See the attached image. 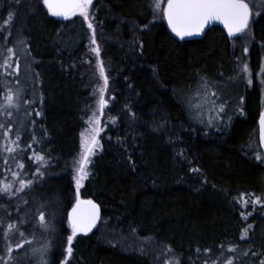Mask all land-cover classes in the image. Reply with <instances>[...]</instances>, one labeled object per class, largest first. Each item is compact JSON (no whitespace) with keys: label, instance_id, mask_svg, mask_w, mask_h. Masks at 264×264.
I'll use <instances>...</instances> for the list:
<instances>
[{"label":"trees","instance_id":"16d2710c","mask_svg":"<svg viewBox=\"0 0 264 264\" xmlns=\"http://www.w3.org/2000/svg\"><path fill=\"white\" fill-rule=\"evenodd\" d=\"M10 12L13 19L5 25ZM90 13L109 62L107 111L115 120L101 136V153L80 188V198L100 207L98 225L89 234L77 233L67 264H152L147 253L108 241L111 229L125 240L147 238L169 247L179 264H257L264 248L254 237L264 230V207L252 214L248 238L241 239L245 223L238 198L264 191V156L255 159L262 154L260 91L255 85L245 89L244 114L227 127L199 124L189 107L202 76L210 83L235 76L239 36L213 26L198 38L177 39L149 0H93ZM251 27L249 55L257 64L264 14ZM91 36L79 14L57 18L42 0H0V55L12 48L25 65L10 81L24 89L21 100L31 109L22 122L20 159L28 166L30 154L46 158L38 179H31L33 168H25L32 187L0 201V256L8 243L20 242L18 233L4 239V228L13 223L25 240L35 237L25 248L50 242L52 264L66 258L67 215L76 198L70 161L94 100L83 63ZM38 211L49 219L55 214V231L35 227Z\"/></svg>","mask_w":264,"mask_h":264},{"label":"snow or ice","instance_id":"6c2138e0","mask_svg":"<svg viewBox=\"0 0 264 264\" xmlns=\"http://www.w3.org/2000/svg\"><path fill=\"white\" fill-rule=\"evenodd\" d=\"M17 3L20 0H16ZM93 0H42V4L47 8L48 12L53 16H62L67 19L70 15H76L77 13L83 17L84 21H88L87 28L92 30L91 44L96 45L91 49L93 53L99 57L100 49L97 45L95 39V29L93 24L89 20V6L92 4ZM149 8L153 12L160 10L162 12V17L168 22V26L175 35L181 39L186 36L200 33L205 25L211 21H220L224 24L227 29L228 35L230 37H235L237 34H246L249 28L250 19L254 15L264 14V4L261 0H167L166 6L162 7V0H149ZM13 19V14L10 12L8 19L4 21L5 25ZM146 27V26H145ZM19 43H23L20 41ZM247 51V48L244 49ZM9 54H13V49H7ZM7 61L4 62L3 67H8ZM99 76L104 82V86L99 89V100L98 104L101 109L106 105L107 101L104 99L105 90L108 85V76L106 75L105 68L101 61H98ZM243 72H248V65L244 64L241 69ZM7 74V73H5ZM19 81H17V84ZM264 83V81H262ZM248 84H252L251 78L248 80ZM4 89H6V94L3 96V103H0V110L4 111L6 116H12L13 113L9 111L12 108H19V100L24 95V89L17 87L13 91L7 84H3ZM211 87L210 81L207 77H201L199 83L197 84L193 93H191L192 100L189 101V107L196 109H203L206 102H210L213 109L216 112L217 118L224 113V105L220 103L216 104L217 93L215 91L209 92L208 89ZM192 101H195L194 103ZM27 102V101H26ZM38 115V113H37ZM90 128L86 129L85 132L81 133V153L77 160H74L73 166L76 172V204L73 206L71 212L67 215V221L71 227V234L67 236V248H66V258L61 261V264H67V258L71 257L73 253L72 241L77 233H87L90 232L94 227L97 226V221L99 217V208L92 200H81L80 199V188L81 181L87 179L89 172L88 166L91 163V158L94 155L95 150L100 146L98 139L101 129L96 125L99 121L95 119V114L89 117ZM209 124L212 123L211 120L208 121ZM4 125L0 124V129H3ZM11 131L9 127L7 130L3 131L2 135L5 139L8 138V133ZM259 134L260 139L264 142V111L260 113L259 116ZM20 139L17 136V141ZM15 143V142H13ZM31 147V145H29ZM7 152L14 153V148H7ZM183 155V153H180ZM31 159V157L29 158ZM37 161H43V156H36ZM256 160H262L260 155L255 157ZM18 167L23 168V165H18ZM193 171H198V169H193ZM13 176H17V173H12ZM43 172L37 168L36 173H33L35 179L42 176ZM32 180L19 181V187L16 191H12L11 183H0V194H6L9 196L15 195L16 192H22L26 188H30L33 185ZM244 205L247 206L251 204L264 205V200L260 196H256L253 200H244ZM45 207V205H42ZM85 208L87 210H85ZM244 212H241V216L244 220L248 219V216ZM55 214H52L51 219L46 217L44 211H38V220L35 227L39 228L42 233H49L55 231L54 227ZM26 221L21 220L20 225L25 224ZM3 225V221L0 220V226ZM252 228V225H248L241 235V239H245L248 235V230ZM20 237V242L16 243L13 247L10 243L7 244L5 248V256H0V264H16L17 260L28 261V264H52L50 260V253L52 251V245L50 242H45L39 247L31 246L25 248V245H32L33 239L25 240L24 233L19 231V226L13 223H8L6 228H4V239L8 241L11 234H17ZM14 251H23L24 255L19 257H14L12 254ZM170 251V249H169ZM208 251L207 249L205 250ZM229 252H234V248H229ZM256 255V253H253ZM175 264H179V261H175ZM228 264H233L232 260L228 261ZM264 264V261H261Z\"/></svg>","mask_w":264,"mask_h":264},{"label":"rangeland","instance_id":"374dc122","mask_svg":"<svg viewBox=\"0 0 264 264\" xmlns=\"http://www.w3.org/2000/svg\"><path fill=\"white\" fill-rule=\"evenodd\" d=\"M166 0H162V7H164ZM261 3L264 4V0H261ZM155 16L161 17L162 12L160 10H156ZM78 14V13H77ZM258 15H254L250 19L249 28L246 31V34H240L238 37V44L240 47V50L242 51V56L240 60V64L238 65L237 72L235 76L227 81L224 82H218V83H210L211 87H209L208 91L212 92L215 91L217 93L216 98V104L219 105L220 103H223L224 105V113L221 114L219 118L216 116V112L213 109V106L210 102H206L204 104L203 109H196L192 108L193 118L195 121H197L199 124L204 125L206 127H212V126H228L230 122L233 120V117L235 116H242L244 114V99L243 95L245 93V89H250L253 85H255L259 91H260V99H259V106L262 108L264 106V46L258 45V61H255L257 64L252 61L253 59L249 55V49L252 46V27L251 23L254 21ZM89 20L93 24V27L95 29V39L97 42V45L100 49L99 57L96 56L95 53L91 51L93 47L96 45L90 43L88 45V49L83 57V63L84 67L92 80L93 84V93H94V100L92 105L89 108L88 113L83 118V125L79 134V150L76 153V155L71 159L70 161V170L72 174V179L76 187V172L74 170L73 162L74 160H77L81 153V133L85 132L86 129L90 128L92 125H89L88 120L89 117H92L93 114H95V119L99 121V124L96 125L101 129L98 139L100 142L101 136L112 126L114 125V118L108 113L107 109L109 107V104L111 103L112 96L108 92V85L105 90L104 99L107 101L106 105L103 107V109L100 108L98 104L99 100V89L104 86L103 80L99 76V70H98V61H101L103 63V66L105 68L106 75L108 76L109 72V66L108 61L105 60L104 54L101 48V45L99 43L100 39L97 37L96 33V26L95 22L93 21L92 14L90 13V6H89ZM88 23V21H86ZM92 38V36H91ZM247 48V51L244 49ZM19 55L13 51V54H1L0 55V80H1V89H0V103H3V96L6 94V89H4L3 84H7L8 87H10L13 91L16 90V83L13 80L10 81V76L16 75L20 72L21 69L25 68V65H22L21 59L18 57ZM7 61L8 67H3L4 62ZM248 65V72H243L241 69L243 68V65ZM7 73V74H5ZM251 78L252 84H248V80ZM193 103L195 101H192ZM27 109H29L27 111ZM30 107L28 106V103L23 100H19V108H12L9 109L13 113L12 116H6L4 114L3 110H0V124L4 125L3 129H0V183H11L12 184V191L15 192L16 188L19 187V181L25 180L29 181V179H25L23 176L26 174L25 168H33V173H36L37 168L41 169L45 166L46 162L45 159L43 161H37L35 159L37 155L30 154L27 157V160L29 161V167L20 159V139L17 141V136L21 138L22 135V122L25 119V116L29 117L31 114ZM27 111V112H26ZM211 120L212 123L209 124L208 121ZM11 128V131L8 133V138L5 139L2 135L3 131L7 130L8 128ZM15 142V143H13ZM14 148V153L7 152V148ZM101 153V143L100 146L95 150L94 155L91 158V163L88 166V172L89 175H91V165L93 158ZM260 155L263 158L262 154ZM41 156V155H39ZM31 157V159H29ZM23 165V168L18 167V165ZM12 173H17V176H13ZM33 173L31 174V179L34 178ZM87 177V178H88ZM84 180L81 181V185L83 184ZM17 193V192H16ZM256 196H260L262 200H264V191L260 194H243L238 198V203L240 209L247 215L248 213H251V215L248 216L247 220H244V227L242 228V231L240 235H242L243 231L248 228V225H251L253 220L252 214L255 215V210L258 208L264 207V205H251L248 204L247 206L244 205V200H253ZM11 196L6 194H0V201H4L5 199L9 198ZM76 204V198L75 203ZM256 217V216H255ZM260 218L262 216L259 215ZM244 219V218H243ZM251 222V223H250ZM70 228V234H71V227ZM100 231H103V228H99ZM112 230V229H111ZM110 230V234L108 236V241L115 243L117 245H120L125 248L129 249H135L142 252H145L150 257V260L152 264H175V261H177L178 256L177 254L172 251L169 247L158 244L156 242L151 241L147 238H138L133 237L128 240H125V238L120 237L117 234H114L113 230ZM262 234H259L257 237H254V243L258 246H261L264 248V230H261ZM248 238V235L245 239ZM170 249V251H169ZM222 259V254L220 255ZM261 261H264V257H260L257 260V264H261ZM213 264V263H211Z\"/></svg>","mask_w":264,"mask_h":264},{"label":"water","instance_id":"95a60500","mask_svg":"<svg viewBox=\"0 0 264 264\" xmlns=\"http://www.w3.org/2000/svg\"><path fill=\"white\" fill-rule=\"evenodd\" d=\"M166 4H167V0H166V2H165V4H164V6H166ZM46 8V7H45ZM46 10H47V8H46ZM48 11V10H47ZM50 14V13H49ZM55 17H57V18H64V17H62V16H55ZM163 20H164V22H165V24H166V26H167V28L169 29V31L171 32V34L174 36V37H176L177 39H180V40H182L181 38H179V37H177L176 35H175V33H173L172 31H171V29H170V27L168 26V22H167V20L165 19V18H163ZM213 26H218V27H220L225 33H226V35L228 36V37H230L229 35H228V32H227V29L225 28V26H224V24L222 23V22H220V21H211V22H209L207 25H205V27H204V29L200 32V33H198V34H193V35H190V36H186V37H184L183 38V40H185V39H194V38H198V37H200V36H202L209 28H211V27H213ZM240 34H237V36H239ZM236 37V36H235ZM262 111H264V106L261 108V110H260V112H259V116H260V113L262 112ZM259 116H258V120H257V134H258V144H259V148H260V150H261V153L263 154V156H264V142H262L261 141V139H260V134H259ZM81 200H92V199H83V198H80ZM93 201V200H92ZM96 205H98L95 201H93ZM98 208H99V217H100V214H101V211H100V207L98 206ZM85 210H87L86 208H85ZM98 222H99V220L97 221V225H98ZM96 227H94L91 231H93L94 229H95ZM90 231V232H91ZM90 232H87V233H82V234H89Z\"/></svg>","mask_w":264,"mask_h":264}]
</instances>
